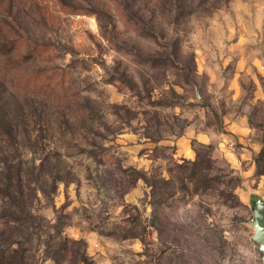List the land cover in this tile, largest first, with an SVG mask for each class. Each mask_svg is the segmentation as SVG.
<instances>
[{
    "label": "rangeland",
    "instance_id": "rangeland-1",
    "mask_svg": "<svg viewBox=\"0 0 264 264\" xmlns=\"http://www.w3.org/2000/svg\"><path fill=\"white\" fill-rule=\"evenodd\" d=\"M257 198L264 0H0V264H262Z\"/></svg>",
    "mask_w": 264,
    "mask_h": 264
},
{
    "label": "water",
    "instance_id": "water-1",
    "mask_svg": "<svg viewBox=\"0 0 264 264\" xmlns=\"http://www.w3.org/2000/svg\"><path fill=\"white\" fill-rule=\"evenodd\" d=\"M254 220L252 227L254 233L252 240L258 245V250L262 254L261 262L264 264V202L262 199L257 198L255 200Z\"/></svg>",
    "mask_w": 264,
    "mask_h": 264
},
{
    "label": "trees",
    "instance_id": "trees-1",
    "mask_svg": "<svg viewBox=\"0 0 264 264\" xmlns=\"http://www.w3.org/2000/svg\"><path fill=\"white\" fill-rule=\"evenodd\" d=\"M5 184H6V185H9V182H8V181H5ZM1 188H2V187H1ZM3 188H5V187H3ZM5 189H6V188H5Z\"/></svg>",
    "mask_w": 264,
    "mask_h": 264
}]
</instances>
